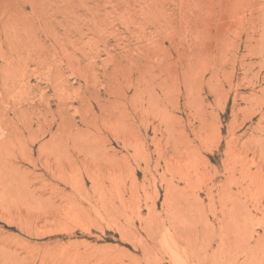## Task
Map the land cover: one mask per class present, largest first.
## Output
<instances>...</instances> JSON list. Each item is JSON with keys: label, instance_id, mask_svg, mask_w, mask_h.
Here are the masks:
<instances>
[{"label": "rangeland", "instance_id": "rangeland-1", "mask_svg": "<svg viewBox=\"0 0 264 264\" xmlns=\"http://www.w3.org/2000/svg\"><path fill=\"white\" fill-rule=\"evenodd\" d=\"M263 140L264 0H0V264H258Z\"/></svg>", "mask_w": 264, "mask_h": 264}, {"label": "bare ground", "instance_id": "bare-ground-1", "mask_svg": "<svg viewBox=\"0 0 264 264\" xmlns=\"http://www.w3.org/2000/svg\"><path fill=\"white\" fill-rule=\"evenodd\" d=\"M260 141H261V140H259V142H260ZM263 141H264V140H263ZM263 141H262V142H263ZM256 142H257V140H256ZM257 144H258V143H257ZM263 145H264V144H263ZM263 145H262V147H263ZM3 147H4V146H3ZM1 148H2V145H0V150H1ZM253 148L255 149L254 146H253ZM253 148H252V149H253ZM263 149H264V147L262 148V150H263ZM257 150H258V149H257ZM260 150H261V149H260ZM250 152H251V151H250ZM252 152H254V151H252ZM261 152H262V151H261ZM261 152H260V154H261ZM263 153H264V152H263ZM255 154H256V153H255ZM244 159L247 161L246 158H244ZM239 160H240V157H239ZM252 160H253V159H252ZM262 160H263V159H262ZM246 161H245V162H246ZM248 162H250V160L247 161V163H248ZM247 163H246V164H247ZM248 164H250V163H248ZM244 165H245V163H244ZM244 165H243V166H244ZM263 165H264V164H263ZM237 166H238V165H237ZM251 166H252V165H251ZM245 167H246V165L244 166V168H245ZM258 167H259V165H258ZM247 168H248V166H247ZM248 169H249V168H248ZM248 169H247V171H248ZM250 169H251V168H250ZM241 171H242V170H241ZM247 171H246V172H247ZM246 172H245V173H246ZM250 172H251V171H249V174H250ZM242 173H243V172H242ZM245 173H244V174H245ZM246 174H247V173H246ZM249 174H247V176H248ZM255 174H257V173H255ZM247 176H246V177H247ZM249 176H251V175H249ZM252 176H253V175H252ZM254 176H255V175H254ZM254 176H253V177H254ZM253 177H252V178H253ZM255 177H256V176H255ZM258 177H259V176H257V178H258ZM6 178H7V177H6ZM257 178L255 179V181L257 182V185H258V183H259V182H258L259 178H258V179H257ZM247 179H248V177H247ZM249 179H250V178H249ZM3 180H4L3 178L0 180V192H1L2 195H5L6 193H8V190H7V187H5V186L3 185ZM253 180H254V179H253ZM262 180H263V179H262ZM262 180H261V181H262ZM247 181H248V180H247ZM250 181H251V180H250ZM261 183L263 184V182H261ZM248 188H249V187H248ZM250 188H251V186H250ZM251 189H252V188H251ZM256 189H257V188H256ZM261 192H262V191H261ZM258 193H259V192H258ZM247 196H248V195H247ZM253 199H254V198H253ZM257 203H258V202H257ZM256 212H257V213H261V214L263 213V214H262V218L264 217V207H262V205L260 204V202L257 204ZM151 216H152V215H151ZM152 217H153V216H152ZM175 220H176V219H175ZM173 221H174V220H173ZM173 221H172V222H173ZM176 221H177V220H176ZM176 221H174V222H176ZM262 221H264V218L262 219ZM158 222H159V221H158ZM163 222H164V221H163ZM218 222H219V221H218ZM251 222H252V221H251ZM153 223H154V222H153ZM153 223H152V224H153ZM159 223H160V222H159ZM165 223H166V222H165ZM155 224L157 225V221H156ZM160 224H161V223H160ZM158 225H159V224H158ZM158 225H157V226H158ZM173 225L176 226V228H175V226H174V228L177 230L176 232H178V227H177V225H176V224H173ZM173 225H172V226H173ZM153 226H154V224H153ZM161 226H162V225H161ZM172 226H170V227H172ZM158 227H159V226H158ZM165 227H166V225H165ZM153 228H154V227H153ZM155 228H156V227H155ZM162 228L164 229L163 226H162ZM158 229H159V228H158ZM212 229H213V226H212ZM179 230H180V229H179ZM210 230H211V229H210ZM159 231H160V230H159ZM176 232H175L174 235H176ZM183 232H184V231H183ZM185 232H186V230H185ZM191 232H192V231H191ZM191 232H190V233H191ZM157 233H158V232H157ZM180 233H181V231H180ZM188 233H189V232H188ZM190 233H189V234H190ZM150 234H151V233H150ZM155 234H156V233H155ZM155 234H154V235H155ZM178 234H179V232H178ZM178 234H177V236H180V234H179V235H178ZM189 234H188V235H189ZM156 235H159V233L156 234ZM182 235H185V234L182 233ZM186 235H187V233H186ZM183 237H184V236H183ZM183 237L181 236V238H183ZM186 237L189 238V236H185L184 239H183V241L186 240ZM152 238H153V237H152ZM155 238H156V237H155ZM163 238H164V236H163ZM169 238H170V237H169ZM174 238H175V237H174ZM177 238H178V237H177ZM188 238H187V241H188L191 237H190L189 239H188ZM157 239H159V238H157ZM178 239H179V238H178ZM161 240H163V239H161ZM176 240H177V239H176ZM165 241H167V240H166V236H165ZM177 241H178V240H177ZM179 241L183 242L182 239H181V240L179 239ZM157 242H158V240H157ZM185 242H186V241H185ZM185 242H184V245L186 244ZM189 242H191V241H189ZM189 242H187V243H189ZM170 243H171V242H170ZM170 243H169V244H170ZM134 244L136 245L137 243H134ZM169 244H168V245H169ZM176 244H177V243H176ZM179 244H180V243H179ZM189 244H191V243H189ZM138 245H139V244H138ZM180 245H181V244H180ZM182 245H183V243H182ZM136 246H137V245H136ZM140 246H141V245H140ZM172 246H173V244H172ZM186 246H187V245H186ZM141 247H142V246H141ZM173 247H174V246H173ZM173 247H172V249H173ZM187 247H188V246H187ZM190 247H191V246H190ZM190 247H189V249H190ZM263 247H264V245L262 246L260 243L258 244V252H259V256H258V264H263L262 261H264V251H263L264 248H263ZM178 249H179V248H178ZM145 251H146V250H145ZM147 251H148V249H147ZM174 251H175V250H174ZM177 252H178V250L175 252V254H176ZM146 253H147V252H146ZM193 254H194V253H193ZM146 255H148V254H146ZM172 255H173V254H172ZM257 255H258V254H257ZM170 256H171V255H170ZM171 257H174V256H171ZM147 258L151 259V257H149V256H148ZM189 258H192V257L190 256ZM250 258H251V257H250ZM251 259H252V258H251ZM158 260H159V259H158ZM161 260H163V259H161ZM170 260H171V259H170ZM173 260H174V259H173ZM186 260H187V259H186ZM200 260H201V259H200ZM3 261H4V263L6 264V258H3ZM134 261H135V259H134ZM145 261H146V260H145ZM149 261H150V260H149ZM187 261H188V260H187ZM37 262H38V260L36 259V260H34V262H32V263H33V264H37ZM132 262H133V259H132ZM158 262H159V261H158ZM163 262H164V261H163ZM159 263H160V262H159ZM7 264H8V262H7ZM40 264H50V263L46 260V258H42L41 261H40ZM132 264H136V261H135L134 263H132ZM138 264H139V263H138Z\"/></svg>", "mask_w": 264, "mask_h": 264}]
</instances>
